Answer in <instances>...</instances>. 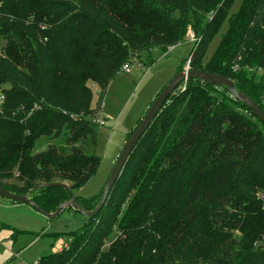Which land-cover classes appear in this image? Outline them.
<instances>
[{
  "label": "trees",
  "instance_id": "obj_1",
  "mask_svg": "<svg viewBox=\"0 0 264 264\" xmlns=\"http://www.w3.org/2000/svg\"><path fill=\"white\" fill-rule=\"evenodd\" d=\"M233 2L0 0V186L54 212L68 196L48 183L68 181L72 193L99 165L91 119L99 106L91 108L87 82L101 98L123 64L150 61L188 29L189 67L228 77L264 112V81L256 78L264 74V0H240L230 13ZM260 124L226 87L188 79L139 138L100 210L34 264H264ZM42 136L54 141L34 152ZM72 196L94 209L85 207L90 198Z\"/></svg>",
  "mask_w": 264,
  "mask_h": 264
},
{
  "label": "rangeland",
  "instance_id": "obj_2",
  "mask_svg": "<svg viewBox=\"0 0 264 264\" xmlns=\"http://www.w3.org/2000/svg\"><path fill=\"white\" fill-rule=\"evenodd\" d=\"M239 2L240 0H234L230 13L238 9ZM226 28L227 23L224 21L219 32L207 45L205 58L211 56L220 35ZM193 46L194 42L186 36L182 42L165 52L154 49L150 55V61H147L145 55L133 58L128 64V71L122 70L124 64L120 67L109 81L101 98L97 85L87 82L91 89V108L95 109L99 106L97 114L91 119L97 117L101 124L96 125L94 146V153L100 159L97 171L84 186L72 191L73 194L92 200L87 202L85 207L95 208L116 157L128 135L138 124L158 92L177 73L178 67L185 65ZM256 78H263L264 81L261 70L256 71ZM7 87L8 85H3V88ZM262 104L264 106V92ZM259 126L264 135V125ZM53 141L54 138L42 136L36 141L33 151L44 150ZM11 181L15 183V178ZM60 182L70 186L68 181ZM85 220V217L72 206L65 208L55 218H48L29 204L6 201L0 196V264L36 263L41 256L66 246L68 237L65 232L75 230ZM51 232H59V234L53 236ZM118 235L120 234L117 230L107 235L103 240L101 253L108 252ZM233 235L241 236L239 230H234Z\"/></svg>",
  "mask_w": 264,
  "mask_h": 264
},
{
  "label": "water",
  "instance_id": "obj_3",
  "mask_svg": "<svg viewBox=\"0 0 264 264\" xmlns=\"http://www.w3.org/2000/svg\"><path fill=\"white\" fill-rule=\"evenodd\" d=\"M190 78H198L202 81H206L214 85L226 87L229 90V93L233 98L245 104L250 109L252 114L262 124H264V112L250 97H248L245 93L238 91L235 88V85L231 79H229L228 77L219 75V74L209 73V72L198 70V69H191L190 67H188L187 69L183 68L182 70L178 71L166 83V85L158 92V94L155 96L153 101L150 103L144 115L141 117L138 124L134 127L130 136L125 140L122 148L120 149L116 157L111 173L102 188V194H101L100 200L94 209L90 211L84 210L72 196V193L69 190V186L62 182L48 183V185L50 186L63 187L68 196V199L64 201L63 203L59 204L56 210L52 213H48L42 210L36 203H34L32 200L28 198L27 194L17 195L15 193L9 192L8 190L0 186V196L10 201H13V202L29 204L36 211L40 212L41 214L45 215L48 218H55L65 208H69L70 206H72L78 213H80L84 217H89L90 215L98 212L100 208L102 207V205L104 204V202L106 201V199L108 198V195L111 193L117 179L119 178L124 168V165L133 147L135 146L139 138L143 135V133L151 125L153 118L161 110L166 100L175 92V90L178 88V86L181 83L187 82V80Z\"/></svg>",
  "mask_w": 264,
  "mask_h": 264
},
{
  "label": "built area",
  "instance_id": "obj_4",
  "mask_svg": "<svg viewBox=\"0 0 264 264\" xmlns=\"http://www.w3.org/2000/svg\"><path fill=\"white\" fill-rule=\"evenodd\" d=\"M187 37H189L192 41L194 40V35H193V33H192V31H191L190 29H188ZM169 48H170V47H169ZM169 48H168V49H169ZM188 67H189V64H188V62H186L183 68L187 69ZM122 70H124V71H128V70H129V69H128V64H124V65L122 66ZM185 84H186V82L181 83V84L178 86V88L183 89V88L185 87ZM2 102H3V96L0 94V111H1V104H2ZM93 122L96 123L97 125H98V124H101V121H100L97 117H94V118H93Z\"/></svg>",
  "mask_w": 264,
  "mask_h": 264
},
{
  "label": "crops",
  "instance_id": "obj_5",
  "mask_svg": "<svg viewBox=\"0 0 264 264\" xmlns=\"http://www.w3.org/2000/svg\"><path fill=\"white\" fill-rule=\"evenodd\" d=\"M8 200V199H7ZM9 201V200H8ZM22 264H27V263H22Z\"/></svg>",
  "mask_w": 264,
  "mask_h": 264
}]
</instances>
